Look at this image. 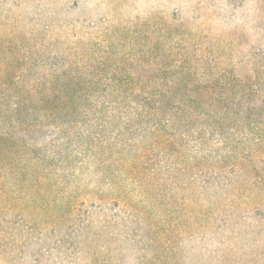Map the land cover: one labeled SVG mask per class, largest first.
I'll use <instances>...</instances> for the list:
<instances>
[{"label":"rangeland","instance_id":"374dc122","mask_svg":"<svg viewBox=\"0 0 264 264\" xmlns=\"http://www.w3.org/2000/svg\"><path fill=\"white\" fill-rule=\"evenodd\" d=\"M260 46L264 0H0V128L10 122L24 140L9 163L13 175L4 173L0 180V190H8L0 199V264H264V206L251 207L255 200L264 202V173L246 170V161L245 174L231 176L227 186L199 188L180 173L167 180L161 168L142 188L128 180L132 215L126 222L115 221L113 233L102 232L91 241L54 247L49 237L68 236V198L102 182L92 172L94 163L85 167L99 156L87 145L76 105L59 111L63 103L54 99L17 106L16 94L7 92L12 84H28L26 76L12 80L15 70L32 65L31 79L38 81L53 63L71 70L58 86L88 71L97 72L103 83L120 81L125 70L139 72L147 86L178 82L176 96H184L181 85L191 86L195 92L185 94L202 102L203 118L185 116L174 125L176 137L183 156L208 154L204 160L215 162L218 155L241 157L249 149L232 140L244 131L254 135L241 123L244 114L226 113L216 129L205 116L218 96L228 101L227 92L240 90L228 74L250 70L249 81H257L254 72L264 69L256 56ZM220 69L225 76L216 74ZM174 70L191 73L177 80ZM212 83L214 88L202 94L196 88ZM50 113L60 130L38 125L40 116L46 121ZM115 183L105 186L115 188ZM11 191L19 196L13 203L25 206L16 215L7 209ZM50 226L54 232L43 233Z\"/></svg>","mask_w":264,"mask_h":264},{"label":"trees","instance_id":"16d2710c","mask_svg":"<svg viewBox=\"0 0 264 264\" xmlns=\"http://www.w3.org/2000/svg\"><path fill=\"white\" fill-rule=\"evenodd\" d=\"M53 55L51 54L50 58L56 57ZM256 56L260 62H264L263 46L256 50ZM52 65H55L52 70L42 75L38 81L31 79L32 65L26 64L15 70L12 80L18 82L26 76L28 84L18 86L12 84L7 87V92L13 90L16 94L17 100L13 105L17 106L27 105L29 102L44 104L54 99H59L63 103L62 107L58 108L59 111H67L69 104L76 105L77 112L83 115L79 118V122L84 125V135L90 140L87 145L93 147L94 154L99 156L95 158L97 162L87 160L85 167H88L89 162L94 163L95 169L92 172L96 175L95 178L102 181L95 188L91 185L82 187L74 197L68 198L66 203L68 211L65 213L68 236L66 238L65 235L57 234L49 237L52 238L49 241L53 242L54 247L63 248L67 245L65 242L91 241L99 238L102 232L109 230L110 234L113 233L115 221L126 222L132 215L126 182L134 180L142 188L155 169L165 170L167 180L175 179V174H186L199 188L227 186L231 183V176L245 174L241 172L245 161L246 170L249 169L251 173L255 171L260 175L264 173V69L254 72L257 81L253 83L249 81L252 78L250 70L228 74L227 78L240 86V90L232 94L227 92L228 101H222L223 98L218 96L216 102L210 105L213 106L210 109L212 111L207 112L205 119L210 120V124L216 129L220 121L227 117L226 113L238 117L244 114L241 123L245 125V129L253 130L254 135L250 138L248 132L244 131L240 138L238 136L232 138L235 143L244 142V147L249 148L241 157H235L228 152L225 156L218 155L215 162L213 160L210 162L204 160L209 156L208 154L207 157L183 156V143L179 141L181 138L178 140L176 137L177 130L174 125L183 122L185 116L192 119L203 118V111L200 110L202 102L193 100L185 94L194 91L193 87L181 85L180 87L184 86L185 89L184 96H176V91L179 89L178 82H172L165 88L162 85L147 86L141 80L142 75L131 70L120 72L122 75L118 76L120 81L109 83L97 79V72L88 71L85 76H82V72H78L77 75L69 78L68 84L63 83L62 86H58V82L63 80L62 77H68L71 70L66 64L63 67L60 64ZM112 73L106 74L110 76ZM114 73L112 76L117 75ZM189 73L190 70H174L177 80ZM226 73L227 71L221 69L216 72L222 77ZM211 86L196 88H200L202 94L206 89L214 88L213 83ZM82 88H86L87 91L76 96L77 91ZM224 89L227 90L226 87ZM234 109L236 111H233ZM40 117L41 123L38 124L40 127L53 125L55 131L60 130L56 122L49 120L53 117L52 113L47 115L46 121L43 120V115ZM6 127L7 129L0 128V155L6 154V159L0 158V180L4 173L13 175L9 163L16 158L17 145L24 141L19 140L12 131L17 128L15 125L9 122ZM27 141L32 142V139L29 138ZM123 146L129 150L126 154L122 153ZM86 148L82 149L86 152ZM159 182V184L162 182L164 189L166 187L164 179L161 178ZM114 183L115 188L105 186ZM6 192L8 190H0L1 200L3 196H7ZM16 193L17 191L9 193L13 198L7 208L15 215L25 209L24 202L19 201L18 206L13 203L19 198ZM255 201L252 202V208L258 204L264 206V202ZM124 229L125 224H122L121 230ZM53 232L52 227L47 228L43 233L51 235ZM38 233V236H41L42 230Z\"/></svg>","mask_w":264,"mask_h":264}]
</instances>
